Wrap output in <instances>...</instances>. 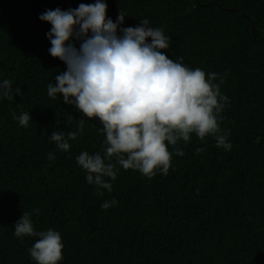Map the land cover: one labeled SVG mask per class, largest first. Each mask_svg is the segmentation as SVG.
Instances as JSON below:
<instances>
[{"label": "trees", "instance_id": "1", "mask_svg": "<svg viewBox=\"0 0 264 264\" xmlns=\"http://www.w3.org/2000/svg\"><path fill=\"white\" fill-rule=\"evenodd\" d=\"M94 2L0 0V81L21 90L0 98V264H36L29 248L38 237L14 235L35 209L36 231L61 233L60 264H264V0H106L114 22L126 14L121 27L147 18L170 38L161 50L170 59L219 74L229 98L220 126L232 145L225 151L193 134L167 175L117 165L111 192L89 185L76 162L83 151L103 153L99 120L47 95L66 65L49 54L51 25L39 19ZM13 112L30 113L28 127ZM81 119L70 150L56 149L52 132L76 131Z\"/></svg>", "mask_w": 264, "mask_h": 264}, {"label": "clouds", "instance_id": "2", "mask_svg": "<svg viewBox=\"0 0 264 264\" xmlns=\"http://www.w3.org/2000/svg\"><path fill=\"white\" fill-rule=\"evenodd\" d=\"M107 8L106 0H95L39 15L51 25L46 33L49 54L66 65L55 83L47 85V95L56 99L59 94L84 116L98 119L104 135L103 153L83 151L76 156L86 182L98 191L111 192L117 165L148 178L157 172L167 175L173 154L184 155L177 145L187 144L193 134L202 142L212 137L216 147L230 151V133L220 126L229 98L221 92L224 81L219 74L190 68L182 58L170 59L161 51L171 46L162 28L152 27L147 18L138 26L121 27L126 14L120 12L114 22ZM74 41H79L78 48ZM20 91H13L10 80L0 81V98L11 100ZM12 119L28 127L32 116L13 112ZM83 132L81 119L76 131H53L49 140L59 151L68 152L70 141ZM54 158L50 152L48 159ZM117 203L113 198L100 206L107 210ZM33 213L39 215V210ZM33 213L23 212L14 235L38 237L29 248L36 264H60L64 259L61 233L53 228L36 231Z\"/></svg>", "mask_w": 264, "mask_h": 264}]
</instances>
